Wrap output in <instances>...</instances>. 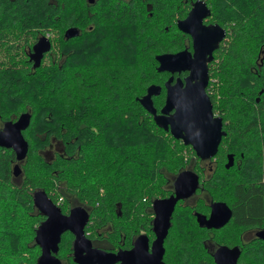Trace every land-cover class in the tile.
I'll return each instance as SVG.
<instances>
[{
	"label": "trees",
	"instance_id": "obj_1",
	"mask_svg": "<svg viewBox=\"0 0 264 264\" xmlns=\"http://www.w3.org/2000/svg\"><path fill=\"white\" fill-rule=\"evenodd\" d=\"M190 1L0 0V57L11 55L0 66V127L31 113L20 177L12 174L13 151L0 146V264H36L34 230L44 217L32 203L35 189L64 213L83 205L85 235L115 251L140 230L152 240V200L168 196L174 176L195 161L202 183L174 208L164 264H214L209 245L219 244L238 245L241 264H264V240L254 237L264 228V0H204L226 30L205 88L225 131L211 164L138 101L155 84L153 104L162 106L168 74L156 70L155 55L184 46L176 20ZM68 28L77 34L65 37ZM37 33L57 38L46 61L31 68L25 52ZM211 200L226 202L231 218L199 227L193 211L207 212ZM72 239L61 236V264H76Z\"/></svg>",
	"mask_w": 264,
	"mask_h": 264
},
{
	"label": "water",
	"instance_id": "obj_2",
	"mask_svg": "<svg viewBox=\"0 0 264 264\" xmlns=\"http://www.w3.org/2000/svg\"><path fill=\"white\" fill-rule=\"evenodd\" d=\"M91 1V0H89ZM210 13L204 0L193 1L186 16L176 21L177 29L190 35L193 52L187 48L176 52L156 54V70L159 72L187 71L181 79L174 82L171 74L164 81L165 98L160 109H156L152 97L160 93V86L151 84L138 98L143 108L152 115L155 124L180 139L184 145H190L195 155L202 160L214 157L223 130L222 117L213 112L212 102L205 91L209 75L207 63L212 60V52L224 39L226 30L218 24H203V17ZM76 28H68L65 37L76 35ZM50 42L46 36H40L32 46L29 59L33 68L40 65L41 58L49 50ZM31 113L21 112L15 120H6L0 127V146L11 149L16 162L12 166L14 177L21 176L20 163L26 157L28 141L23 130L28 128ZM233 164V154H227L226 168ZM199 174L191 169L179 171L173 180V191L168 196L152 200L153 218L151 229L152 242L146 234H138L132 246L116 251L94 246L85 235L84 229L89 221V211L80 204L73 205L67 213L45 194L43 189L32 192V203L44 217L34 230V243L40 252L36 264H61L57 256L59 243L64 232L73 235L71 256L76 264H164V239L170 227V219L178 200L191 196L199 187ZM208 216L201 212L193 215L199 227L220 228L231 218L232 210L224 201H210ZM254 236L264 240V228L256 230ZM241 248L237 245L219 244L212 253L214 264H239Z\"/></svg>",
	"mask_w": 264,
	"mask_h": 264
},
{
	"label": "flooded vegetation",
	"instance_id": "obj_3",
	"mask_svg": "<svg viewBox=\"0 0 264 264\" xmlns=\"http://www.w3.org/2000/svg\"><path fill=\"white\" fill-rule=\"evenodd\" d=\"M193 1H196V0H192V1H190V6H189V9L187 10V13H188V11L190 10V8H191V5H192V3H193ZM208 6V5H207ZM209 7V6H208ZM210 9V8H209ZM186 13V14H187ZM186 14H185V16H186ZM184 16V17H185ZM183 17V18H184ZM179 19H182V18H179ZM178 20V19H177ZM176 20V21H177ZM202 23L203 24H205V25H207V24H213V23H216V24H218L217 22H214V21H212L211 19H210V14H208L207 16H205V17H203V19H202ZM219 25V24H218ZM220 27H222L221 25H219ZM177 27V26H176ZM224 28V27H223ZM177 29V28H176ZM225 29V28H224ZM178 31H180L182 34H184V35H186L187 37H186V41H185V43H184V46L182 47V48H180V49H176L175 51H171V52H176V51H179V50H182V49H184V48H187L190 52H193V47H192V39H191V37H190V35L189 34H187V33H184L183 31H181V30H179L178 29ZM46 36L47 38H48V40H49V42H50V47L52 46V44L55 42V38H57V37H55L56 35L55 34H50V33H46V34H41V33H37V35H36V37L33 39V42H31V44H29V46H27L26 47V55H27V57H26V61H27V64L25 63V66H27V67H31V68H33V66H32V64H33V61L32 60H30L29 59V54H30V52L32 51V46H33V44L37 41V39L40 37V36ZM226 35V34H225ZM7 39V38H6ZM224 39H222L221 41H220V43L223 41ZM219 43V44H220ZM219 46V45H218ZM218 48V47H217ZM50 49L51 48H49V50L47 51V52H45L44 54H43V56H42V58H41V61H40V63L42 62V61H46V55L49 53V51H50ZM214 52V51H213ZM213 52H212V56H213ZM0 56H2V54L0 53ZM9 59H11V55L9 54V53H6V52H3V57H0V66H2V63H4V62H9L8 60ZM212 60H213V58H212ZM212 60L211 61H209L208 63H207V66H208V75H209V68H210V64H211V62H212ZM11 63H14V61L12 60L11 61ZM22 62H20V61H18L17 60V64L18 65H20ZM167 72V78L172 74L173 75V81L172 82H174L175 81V79L177 78V77H180L181 79H183L186 75H187V71H181V72H177V71H175V72H173V73H170V72H168V71H166ZM166 78V79H167ZM165 79V80H166ZM208 84V83H207ZM163 89H164V98H165V88H164V84H163ZM164 103V102H163ZM163 105V104H162ZM190 146V145H189ZM191 147V146H190ZM196 156V155H195ZM50 157H51V155H50ZM197 157V156H196ZM200 161H201V159L199 158V157H197ZM213 159V158H212ZM212 159H209V160H202V161H206V162H208L209 164H211V161H212ZM211 167H209L208 168V170L210 169ZM184 169H191V168H184ZM191 170H193V169H191ZM181 171V170H180ZM194 172H196L195 170H193ZM197 174H198V172H196ZM200 175V174H199ZM198 175V176H199ZM175 177V176H174ZM174 180V179H173ZM199 182H200V180H199ZM200 184V183H199ZM198 189V188H197ZM197 189H196V191H197ZM172 191H173V182H172ZM196 191L192 194V195H194L195 193H196ZM172 193V192H171ZM191 195V196H192ZM191 196H189V197H187V198H184V199H180V200H178L177 201V203H176V205L178 204V203H180V202H183L184 200H187V199H189ZM165 197V196H164ZM211 201H214V200H211ZM209 203H210V201L208 202V206H209ZM176 205H175V207H176ZM174 207V208H175ZM174 211V210H173ZM209 211H210V207H209ZM68 212V211H67ZM66 212V213H67ZM195 212H201V211H193V214L195 213ZM201 213H203V212H201ZM172 214H173V212H172ZM192 214V215H193ZM203 214H205L206 216H208V214H209V212L208 213H206V212H204ZM173 215H171V217H172ZM194 217H195V215H194ZM153 218V217H152ZM152 221V220H151ZM195 221H196V217H195ZM197 222V221H196ZM198 224V223H197ZM170 225H171V219H170ZM199 226V225H198ZM202 228H204V227H202ZM206 228V227H205ZM207 229H213V228H207ZM151 231H152V229H151ZM153 233V232H152ZM255 233V232H254ZM153 236H154V234H153ZM255 237V236H254ZM148 238H149V236H148ZM252 238H253V236H252ZM134 239H135V237L132 239V241L130 242V245L126 248H119V249H128V248H130L131 246H132V242L134 241ZM165 240V239H164ZM152 242V240L149 238V243H151ZM165 243V242H164ZM236 245V244H235ZM164 246V245H163ZM218 246V245H217ZM233 246V245H232ZM238 246V245H237ZM209 248L211 249V256H212V253H213V251H214V249L216 248V246H211L210 247V245H209ZM240 248V247H239ZM118 250V249H117ZM116 251V250H115ZM213 258V257H212ZM163 259V258H162ZM239 263V262H238ZM116 264H119V263H116ZM239 264H241V263H239Z\"/></svg>",
	"mask_w": 264,
	"mask_h": 264
},
{
	"label": "rangeland",
	"instance_id": "obj_4",
	"mask_svg": "<svg viewBox=\"0 0 264 264\" xmlns=\"http://www.w3.org/2000/svg\"><path fill=\"white\" fill-rule=\"evenodd\" d=\"M216 114V113H215ZM216 115H219V114H216ZM219 116H221V115H219ZM222 117V116H221ZM182 142V141H181ZM183 144V143H182ZM189 159H190V157H189ZM212 160H214V157H213V159ZM187 165H185V167H186ZM199 167H200V164L198 163V161H195L194 162V166H190L189 168H191V169H193V170H195V171H199ZM202 179V178H201ZM202 183V181L200 180V184ZM200 184H199V186H200ZM199 188V187H198ZM60 200H62V198H59ZM57 200V199H56ZM209 207V206H208ZM69 210V209H68ZM119 212V211H118ZM201 212H203V211H201ZM209 212V210L206 212V213H208ZM120 213V212H119ZM118 213V215H120ZM140 233H144V234H146L147 235V233L145 232V231H142V230H140L139 232H138V234H140ZM137 234V235H138ZM153 234V233H152ZM136 235V236H137ZM135 236V237H136ZM148 236V235H147ZM154 238V236L152 237V239Z\"/></svg>",
	"mask_w": 264,
	"mask_h": 264
}]
</instances>
